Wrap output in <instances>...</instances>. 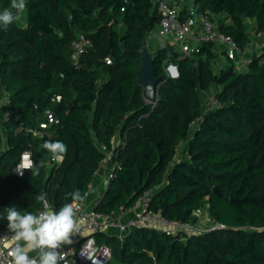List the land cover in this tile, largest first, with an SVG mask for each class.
I'll use <instances>...</instances> for the list:
<instances>
[{
	"label": "trees",
	"instance_id": "obj_1",
	"mask_svg": "<svg viewBox=\"0 0 264 264\" xmlns=\"http://www.w3.org/2000/svg\"><path fill=\"white\" fill-rule=\"evenodd\" d=\"M10 3L0 0V11ZM195 4H203L242 50L250 39L247 19L264 33V0ZM26 10V27L15 21L7 31L0 28V95L9 96V112L0 115V210L15 205L38 212L41 193L58 210L71 202L68 193L88 192L105 158L99 143L112 147L120 131L114 176L95 210L116 214L154 189L151 208L166 217L197 223L196 211L208 204L212 224L226 227L178 240L152 228L123 237L97 233L112 259L264 264V47L244 71L234 64L217 71L214 42L203 41L199 52L184 57L170 45L159 48L154 67L160 85L151 103L139 75L147 35L160 21L153 0H27ZM78 33L92 44L77 65L72 40ZM170 63L178 76L168 73ZM215 85H222L215 93L220 105L206 110L200 91ZM48 111L58 122L42 128ZM49 140L67 145L63 162L42 148ZM25 151L39 168L36 177L12 172ZM5 229L7 221L0 220V233Z\"/></svg>",
	"mask_w": 264,
	"mask_h": 264
},
{
	"label": "built area",
	"instance_id": "obj_2",
	"mask_svg": "<svg viewBox=\"0 0 264 264\" xmlns=\"http://www.w3.org/2000/svg\"><path fill=\"white\" fill-rule=\"evenodd\" d=\"M153 2L157 7L160 16L159 24L155 28V32L160 38L159 48L168 47V37L173 36L179 45L178 51L182 57L200 51V45L198 43L194 44L196 41L222 44L224 47L223 52L230 59H236L237 55L242 51L234 37L223 32L219 28L217 20L213 18L210 13H204L203 16L197 14L196 10L198 6L195 4V0H189L187 3L188 16L186 18H182L183 7L177 3L171 2L170 0H153ZM198 17L201 18L202 23L199 34H197L195 30V19ZM91 44V40L80 33H78L72 40L73 58L77 65L79 64L82 55L87 51ZM106 62L111 63L112 59L107 57ZM170 65H176L173 63L168 64L167 71L171 75L169 72ZM61 98V95L57 96L58 100H61ZM8 103L9 96L4 91L0 95L1 116H6L8 114ZM217 105H220V101L216 96L210 97L205 103L206 110ZM54 122H58V119L52 112L48 111L45 120L40 123V126L46 128ZM112 143V147H109L105 143H99V147L105 153V158L100 168L96 171V174L100 173L102 168L112 161L115 147L118 145L115 143L114 138L112 139ZM113 176L114 169L109 173L107 181ZM158 188L160 187H157L156 189ZM154 191V189L146 190L129 209L123 210L121 215L107 214L97 211L83 202L77 211V220L81 224L82 236L79 234L73 236V244L66 245L62 249L66 252L67 259L71 264H91L90 261L83 259L79 254L81 247L86 243L88 238L94 239L98 248H106L109 251L110 255L107 260L103 257L102 253L99 259L101 260V264H110L113 257L112 249L106 244L97 242V233H106L123 237L135 229L152 228L176 236L191 235L197 232H205L210 229L226 227L223 223H217L212 227L205 229L201 226L200 221L192 223L168 218L163 215L161 211H156L151 208ZM7 235H10L7 229L0 233V252L3 253V255L0 256V264H7V261L10 260L7 253L10 250L11 245Z\"/></svg>",
	"mask_w": 264,
	"mask_h": 264
},
{
	"label": "clouds",
	"instance_id": "obj_3",
	"mask_svg": "<svg viewBox=\"0 0 264 264\" xmlns=\"http://www.w3.org/2000/svg\"><path fill=\"white\" fill-rule=\"evenodd\" d=\"M26 6L27 0H11L10 7L0 11V28L7 31L9 25L19 19V14L24 12ZM169 72L174 77L178 76L175 66L170 65ZM42 148L58 163L63 162L67 153V145L59 140L45 141ZM25 171H29L33 177L39 175V168L35 167L29 151L21 153L19 163L12 170L20 177H23ZM88 195L87 192L81 194L79 190L70 192L67 196L71 197V202L53 210L41 193L36 196V200L42 205L38 212H22L15 205L0 210V220L7 221V230L10 233L7 235L11 245L7 253L10 257L7 264H71L62 249L73 244V236L81 235L77 211ZM101 253L107 260L109 251L98 248L96 241L88 238L79 254L91 264H101ZM2 255L0 252V256Z\"/></svg>",
	"mask_w": 264,
	"mask_h": 264
},
{
	"label": "crops",
	"instance_id": "obj_4",
	"mask_svg": "<svg viewBox=\"0 0 264 264\" xmlns=\"http://www.w3.org/2000/svg\"><path fill=\"white\" fill-rule=\"evenodd\" d=\"M171 2L177 3L181 7H184L187 5L189 0H170ZM247 28L249 33V44L246 49L242 50L238 55L236 59L230 60L226 56V54L223 52V45L220 43H217L215 46V51L217 53V58L214 60V65L217 71H220L221 69L229 66L230 64H234L235 69L237 71H244L248 67V63L251 60V58L254 56V54H259L262 52V49L264 47V33L257 31V23L254 19H247ZM201 18L195 19V30L196 33L199 34L201 31ZM159 42L160 38L155 32V29L152 30L147 35L146 39V46L149 48V50L155 54L156 51L159 49ZM201 44V41H196L194 44ZM168 44L178 50L179 45L177 41L174 39L173 36L168 37ZM222 89V85H215L208 89L202 90L200 92L201 99L203 103H206V101L210 98L215 96V93ZM114 141L116 144H119L121 142V132L118 131L116 135L114 136ZM115 164L113 161L106 164L100 173L96 174L89 190L87 193L89 195L85 199V203L90 207L93 208L96 203L101 199L102 195L104 194L106 190L107 185V178L109 173L114 169ZM208 206V217L211 218L210 211H209V205ZM52 208V207H51ZM53 209V208H52ZM198 211V210H197ZM196 211V213H197ZM123 212L119 211L118 215H121ZM202 223V222H201Z\"/></svg>",
	"mask_w": 264,
	"mask_h": 264
},
{
	"label": "water",
	"instance_id": "obj_5",
	"mask_svg": "<svg viewBox=\"0 0 264 264\" xmlns=\"http://www.w3.org/2000/svg\"><path fill=\"white\" fill-rule=\"evenodd\" d=\"M196 11L199 16H203L204 15V5L199 4ZM243 16H245V14H243ZM142 61H143V65L140 69L139 80L141 84H143L144 89H145L144 90L145 99L153 103L158 98L157 92H158V88L160 84H159V79L155 75L154 54L149 50V48L146 45L144 46L142 50ZM175 68L177 69L178 75H179L178 67L175 66ZM214 192L217 195H220V196L222 195L218 187L214 188ZM44 195L46 197V200L49 206H51L47 198V194L44 193ZM57 195H58V190L56 191L55 197H54L55 204L57 203ZM179 238H180V235L175 236V239L178 240Z\"/></svg>",
	"mask_w": 264,
	"mask_h": 264
},
{
	"label": "rangeland",
	"instance_id": "obj_6",
	"mask_svg": "<svg viewBox=\"0 0 264 264\" xmlns=\"http://www.w3.org/2000/svg\"><path fill=\"white\" fill-rule=\"evenodd\" d=\"M17 25L20 28H24L27 25V10L25 9L23 13L19 14V19L16 20ZM201 92V91H200ZM197 219H199L201 226L205 229L210 228L212 220L208 217V206L205 204L201 209L197 211ZM110 264H122L115 259H112Z\"/></svg>",
	"mask_w": 264,
	"mask_h": 264
}]
</instances>
